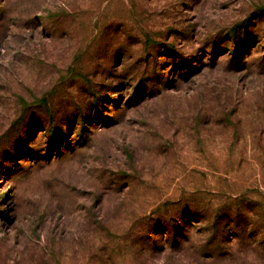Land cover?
I'll return each mask as SVG.
<instances>
[{"label":"rangeland","instance_id":"374dc122","mask_svg":"<svg viewBox=\"0 0 264 264\" xmlns=\"http://www.w3.org/2000/svg\"><path fill=\"white\" fill-rule=\"evenodd\" d=\"M0 264H264V0H0Z\"/></svg>","mask_w":264,"mask_h":264}]
</instances>
